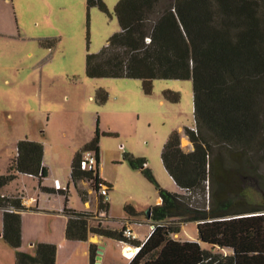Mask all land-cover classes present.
I'll use <instances>...</instances> for the list:
<instances>
[{"label": "trees", "instance_id": "obj_1", "mask_svg": "<svg viewBox=\"0 0 264 264\" xmlns=\"http://www.w3.org/2000/svg\"><path fill=\"white\" fill-rule=\"evenodd\" d=\"M86 6L109 13L103 0H86ZM113 13L119 29L97 52L86 54V75L137 79L145 94L152 92L154 79L191 80L194 124L184 133L192 149L184 150L173 130L160 153L180 192L160 187L144 158L124 154L156 184L160 197L147 210L153 229L143 240L128 237L126 226L105 223L108 194L99 190L106 186L109 193L112 184L99 174V138L117 134L101 133L96 124L70 164L72 182L87 181L97 192L96 209L67 207L65 196V237L87 240L97 234L139 246L127 264H264V0H117ZM163 95L179 99L169 89ZM108 96L103 87L96 89L98 104ZM85 150L95 154L89 169L80 167ZM43 153L40 141L19 139L16 155L0 172V235L13 248L16 264H56L54 243L35 242L33 254L21 249V212L29 207L19 192L5 191L26 174L50 192L42 185ZM77 191L83 202L88 199L85 190ZM124 210L136 215L130 204ZM187 221L196 222L198 241L173 237ZM96 250L90 243L89 264H95Z\"/></svg>", "mask_w": 264, "mask_h": 264}, {"label": "rangeland", "instance_id": "obj_2", "mask_svg": "<svg viewBox=\"0 0 264 264\" xmlns=\"http://www.w3.org/2000/svg\"><path fill=\"white\" fill-rule=\"evenodd\" d=\"M103 1L109 13L96 6L87 8L86 0H15L18 9L13 6L12 20L25 26L33 37L25 41V49H33L40 65L45 66L53 77L43 105H33L31 111L23 114L25 122L30 124L24 132L45 145V161L51 168L46 182L53 183L58 177L63 186L70 180V162L74 153L85 138L93 134L96 124L101 133H116V137L100 135L99 172L112 184L109 193L112 216L125 215L124 208L130 204L136 212L131 217L143 221L134 220L130 226L142 235L150 230L149 222L144 220L147 219V210L160 202L159 191L140 169L132 167L124 154L144 158L160 187L180 192L165 170L160 153L173 130L179 131L182 148L190 150L191 143L184 128L194 124L192 84L189 79H154L152 92L145 94L137 79L88 77L85 73L86 54L97 52L108 36L119 29L113 13L117 0ZM32 8L35 14H32ZM98 87L109 93L103 104L95 100ZM165 89L178 92V101L165 98ZM46 110H50L49 116ZM182 139L186 142L182 143ZM12 187L10 189H14ZM28 188L32 192L29 182ZM69 190L70 204L80 206L81 200L71 180ZM41 195L46 196L44 192ZM173 236L196 240V222H184ZM201 245L209 247L205 243ZM0 264H16L13 248L1 237Z\"/></svg>", "mask_w": 264, "mask_h": 264}, {"label": "crops", "instance_id": "obj_3", "mask_svg": "<svg viewBox=\"0 0 264 264\" xmlns=\"http://www.w3.org/2000/svg\"><path fill=\"white\" fill-rule=\"evenodd\" d=\"M13 6L18 9V3L16 4L15 0H0V172H4L9 159L16 155V143L19 139L27 137L28 139L39 141L31 137L28 132H24L25 129L30 127V124L25 122L23 114L25 111H31L33 105H43V101L48 98V89L51 84V78H53L46 71V67L40 65L39 57L35 55L34 50L31 48L25 49V41L33 37L25 29V26L18 23L15 24L12 20V16L15 13L13 12ZM30 10H33L32 14H35L34 8ZM18 18L21 19L20 14H18ZM44 104L47 106L46 103ZM46 112L49 116L50 110H46ZM91 136L92 134L85 138L83 143L88 141ZM43 147V164L47 168V176L43 178L42 185L49 187L51 191L41 190L38 187L37 179L26 174L21 175L16 181L5 187L7 192H19L22 202L29 207L21 212V249L33 254L35 242H50L56 244V264H89V244L96 243L97 248L99 244L102 245L100 264H127L129 259L124 256L125 247L131 246L135 249L133 245L104 238L97 234L89 235L87 240H70L65 237L67 217L62 211L65 196L68 198L67 207L95 211L97 192L90 187L87 181L79 179L74 184L70 178L77 194V188H81L88 193L86 201L83 202L80 199V206L74 207L71 205L69 201L70 180L63 186L62 181L55 177L59 179L61 188H55L52 181L46 182L51 168L45 161L44 144ZM28 182L32 192L28 188ZM11 186H14L12 187L14 189H10ZM61 190H64V193ZM41 192H44L46 196L42 197ZM1 217L0 213V228L2 224ZM107 218L108 222L114 223H108L109 226L113 228L127 226L133 232L134 237L141 240L145 239L150 232L149 230L142 235L134 232L130 223L134 220L143 221L126 214L120 217H113L109 207ZM147 221L149 222L147 219L144 220V222ZM196 241H198V238Z\"/></svg>", "mask_w": 264, "mask_h": 264}, {"label": "built area", "instance_id": "obj_4", "mask_svg": "<svg viewBox=\"0 0 264 264\" xmlns=\"http://www.w3.org/2000/svg\"><path fill=\"white\" fill-rule=\"evenodd\" d=\"M95 161H96V159H95L94 151L93 150H85L82 152V155H81L80 167L82 169H89V168L94 166ZM53 184H54L55 188H61L59 179L55 178L53 180ZM99 192L103 195L108 194L106 186H102L101 189L99 190ZM153 227H154V225H150V230H152ZM123 234L125 236H128V237H134L133 232L127 226L123 229ZM138 249H139V246H135V251ZM135 251L133 253L124 254V256H126L128 259H131L134 255Z\"/></svg>", "mask_w": 264, "mask_h": 264}, {"label": "water", "instance_id": "obj_5", "mask_svg": "<svg viewBox=\"0 0 264 264\" xmlns=\"http://www.w3.org/2000/svg\"><path fill=\"white\" fill-rule=\"evenodd\" d=\"M101 248H102V245L99 244V245H98V248H97V250H96L95 264H100V259H101Z\"/></svg>", "mask_w": 264, "mask_h": 264}, {"label": "bare ground", "instance_id": "obj_6", "mask_svg": "<svg viewBox=\"0 0 264 264\" xmlns=\"http://www.w3.org/2000/svg\"><path fill=\"white\" fill-rule=\"evenodd\" d=\"M185 142H186L185 139H182V143H185ZM125 248H126L125 249L126 254L133 253V251H135V249L133 247H130V246H126ZM127 249H129V250H127Z\"/></svg>", "mask_w": 264, "mask_h": 264}, {"label": "clouds", "instance_id": "obj_7", "mask_svg": "<svg viewBox=\"0 0 264 264\" xmlns=\"http://www.w3.org/2000/svg\"><path fill=\"white\" fill-rule=\"evenodd\" d=\"M137 251H138V250H136L135 253H136ZM135 253H134V255H135ZM134 255H133V256H134ZM129 260H130V259H129Z\"/></svg>", "mask_w": 264, "mask_h": 264}]
</instances>
